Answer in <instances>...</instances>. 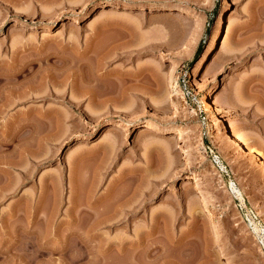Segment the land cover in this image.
Here are the masks:
<instances>
[{
	"label": "rangeland",
	"instance_id": "1",
	"mask_svg": "<svg viewBox=\"0 0 264 264\" xmlns=\"http://www.w3.org/2000/svg\"><path fill=\"white\" fill-rule=\"evenodd\" d=\"M233 124L264 156V0H0V264H264Z\"/></svg>",
	"mask_w": 264,
	"mask_h": 264
},
{
	"label": "bare ground",
	"instance_id": "2",
	"mask_svg": "<svg viewBox=\"0 0 264 264\" xmlns=\"http://www.w3.org/2000/svg\"><path fill=\"white\" fill-rule=\"evenodd\" d=\"M130 33V32H129ZM132 35V34H131ZM224 37V36H223ZM225 41V42H224ZM223 42L225 43V46H226V44H227V41H226V38H225V40L223 39ZM222 46H223V43H222V45H221V48H222ZM140 73V72H139ZM137 82V81H136ZM130 87V86H129ZM135 88V87H134ZM133 88V89H134ZM126 89V88H125ZM123 92V91H122ZM123 94V93H122ZM122 96V95H121ZM126 100V99H125ZM124 100V101H125ZM217 101H220V100H217ZM119 128V127H118ZM118 128H116V130H118ZM230 129H231V135H232V138H233V140L236 142V144L234 143V145H237V146H241L243 149H245L249 154H250V156H253L254 158H256L257 160H258V163H260L261 164V166H262V168H264V156H263V154L261 153V151H259L258 149H256L255 147H253V145H251L249 142H247L245 139H244V137H243V135H242V133H241V131H240V129L236 126V125H232V126H230ZM114 130V129H113ZM120 130H122V129H120ZM120 130H118V131H116L117 133L120 131ZM109 131H111L110 133H107V134H113V132H112V130H109ZM115 131V130H114ZM121 132V131H120ZM122 132H123V130H122ZM147 132V131H146ZM145 132V133H146ZM116 134V133H115ZM120 134V133H119ZM119 134H118V138L119 137H121V136H119ZM122 134V133H121ZM150 134H152V135H154V132L153 133H149L148 135H150ZM114 135V134H113ZM151 135V136H152ZM111 136V135H110ZM117 136V135H116ZM116 136H113L114 138L116 137ZM150 137V136H149ZM155 138L156 136H152L151 138ZM158 137V136H157ZM156 137V138H157ZM112 139V138H111ZM233 143V142H232ZM3 144V143H2ZM239 148V147H238ZM25 149V148H24ZM251 159H252V157H251ZM255 159V160H256ZM254 160V159H253ZM233 185V184H232ZM232 188H233V190L235 191V192H237V190L232 186ZM202 196V195H201ZM212 196H210V198H211ZM202 198V197H201ZM204 199V198H203ZM205 203H208V202H210V200H209V197H205ZM213 200V201H212ZM211 201V204L212 203H214L215 201H214V198L212 199ZM129 201V200H128ZM125 205V204H124ZM209 205V204H208ZM130 206V205H129ZM126 207V206H125ZM131 208V207H130ZM132 209V208H131ZM131 209H130V211H131ZM117 210V209H116ZM126 210V209H125ZM129 211V212H130ZM122 212V209L120 210V212H118L117 211V213H118V215H116L119 219H123V218H121L122 217V215H123V213H121ZM124 212V211H123ZM127 210L125 211V216H128L129 217V215H130V213H129ZM88 213V212H87ZM210 213H212V211L210 212ZM212 215V214H211ZM214 216V215H213ZM118 218H116V219H118ZM125 218V217H124ZM104 219V218H103ZM132 219V218H131ZM99 220V219H98ZM105 220H107V219H105ZM109 221V220H108ZM112 221V220H111ZM120 221V220H119ZM219 225V224H218ZM220 227H221V225H220ZM219 227V228H220ZM225 250V249H224ZM223 250V251H224ZM228 250V249H227ZM226 251V250H225Z\"/></svg>",
	"mask_w": 264,
	"mask_h": 264
}]
</instances>
